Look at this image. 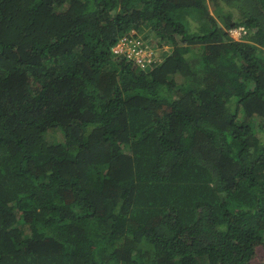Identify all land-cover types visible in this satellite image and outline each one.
<instances>
[{
    "label": "trees",
    "instance_id": "trees-1",
    "mask_svg": "<svg viewBox=\"0 0 264 264\" xmlns=\"http://www.w3.org/2000/svg\"><path fill=\"white\" fill-rule=\"evenodd\" d=\"M141 33L160 58L114 51ZM263 240L264 0H0V264H253Z\"/></svg>",
    "mask_w": 264,
    "mask_h": 264
},
{
    "label": "built area",
    "instance_id": "built-area-1",
    "mask_svg": "<svg viewBox=\"0 0 264 264\" xmlns=\"http://www.w3.org/2000/svg\"><path fill=\"white\" fill-rule=\"evenodd\" d=\"M243 28L233 29L231 32L233 34H241ZM141 37V36H140ZM149 44L141 43V41L132 38H122L120 42L115 46V52H127L130 57H134L136 61L144 63L146 57H148V62H150V57L152 53L147 52Z\"/></svg>",
    "mask_w": 264,
    "mask_h": 264
},
{
    "label": "rangeland",
    "instance_id": "rangeland-1",
    "mask_svg": "<svg viewBox=\"0 0 264 264\" xmlns=\"http://www.w3.org/2000/svg\"><path fill=\"white\" fill-rule=\"evenodd\" d=\"M213 8H214V6L212 5L210 7V9L213 10ZM192 24H193V26H195L194 23H192ZM141 35H143V33H141ZM145 35H146V33L143 35L144 38H146ZM146 39L150 40L149 45H152L154 47V49H156L155 54L157 55L158 58H160L161 57V54H160L161 48H163V47L160 46L159 42H157V40H155V39H150V38H146ZM165 49H168V47ZM50 138L53 141L59 140L61 138V134H60V132H58L57 134H54L53 136L50 135ZM251 257H252L251 261L253 264H263L264 263V240L259 242V243L252 245Z\"/></svg>",
    "mask_w": 264,
    "mask_h": 264
},
{
    "label": "clouds",
    "instance_id": "clouds-1",
    "mask_svg": "<svg viewBox=\"0 0 264 264\" xmlns=\"http://www.w3.org/2000/svg\"><path fill=\"white\" fill-rule=\"evenodd\" d=\"M243 28V31H242V33L241 34H233L231 31L233 30V29H238V28ZM228 32L230 33V35L234 38V39H236V40H239V41H242V40H244V38L247 36V34L249 33V29L247 28V27H245L244 25H238V26H232V27H230L229 29H228ZM139 36H142L143 37V35H141V34H138Z\"/></svg>",
    "mask_w": 264,
    "mask_h": 264
}]
</instances>
